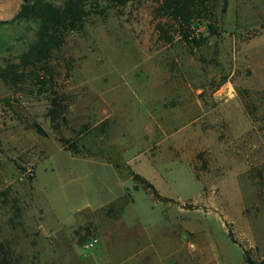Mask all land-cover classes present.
Segmentation results:
<instances>
[{"label": "rangeland", "instance_id": "1", "mask_svg": "<svg viewBox=\"0 0 264 264\" xmlns=\"http://www.w3.org/2000/svg\"><path fill=\"white\" fill-rule=\"evenodd\" d=\"M26 1L0 0V21ZM155 7L94 9L68 38L60 131L45 98L0 81V243L14 264H145L149 234L166 264H202L206 236L225 245L229 230L264 262V0H229L222 34L194 50L159 41ZM135 174L173 201L134 190Z\"/></svg>", "mask_w": 264, "mask_h": 264}, {"label": "trees", "instance_id": "2", "mask_svg": "<svg viewBox=\"0 0 264 264\" xmlns=\"http://www.w3.org/2000/svg\"><path fill=\"white\" fill-rule=\"evenodd\" d=\"M143 0H65L57 5L51 0H28L9 21H0V81L14 90L34 95L37 93L49 102L47 117L53 129L60 131L68 124V113L73 102L61 81L63 72L70 67L60 65L68 38L81 32L90 20L93 10L104 14L107 9L123 10ZM229 0H154L156 32L166 45L180 42L190 49L208 45L210 39L220 36V17L227 10ZM106 3V7H102ZM18 30V31H17ZM22 30V33H18ZM107 123L102 125L106 132ZM40 128V127H39ZM87 131L88 128L84 127ZM41 130V129H40ZM83 135V133H79ZM66 151L82 153L77 142L60 137ZM134 190L142 188L159 201L172 202L162 197L155 186L139 174H135ZM113 212L114 207L109 208ZM233 243L240 245L229 230ZM86 237H79L85 244ZM244 251L246 264L256 263L251 253ZM0 264H14L7 245L0 243ZM260 264H264L260 263Z\"/></svg>", "mask_w": 264, "mask_h": 264}, {"label": "crops", "instance_id": "3", "mask_svg": "<svg viewBox=\"0 0 264 264\" xmlns=\"http://www.w3.org/2000/svg\"><path fill=\"white\" fill-rule=\"evenodd\" d=\"M227 235L229 237V231ZM206 237L208 239L206 238L203 242L206 244V248L208 247L213 250L212 252L214 253V256L205 257L206 251L201 247V245H199V253L203 258L202 264H246L244 251L240 245L233 243L230 237L229 240L231 243L228 241L225 245H220L218 240L214 239L211 235ZM142 242V248L145 253L143 261L145 264H166L164 256L161 255V245L158 243L157 236L154 237V235L149 234L142 240ZM256 242L259 244L261 241L255 240V243ZM230 245L233 247L235 246L234 248L238 249V251L234 250L233 253H231L228 250H224L223 247L231 248ZM104 254L106 255V258L112 261L113 256L111 254V249H109L108 252L106 251Z\"/></svg>", "mask_w": 264, "mask_h": 264}, {"label": "built area", "instance_id": "4", "mask_svg": "<svg viewBox=\"0 0 264 264\" xmlns=\"http://www.w3.org/2000/svg\"><path fill=\"white\" fill-rule=\"evenodd\" d=\"M99 244H100V238L93 237L86 243L85 247L91 250V249H95ZM263 261H264V256H263Z\"/></svg>", "mask_w": 264, "mask_h": 264}]
</instances>
